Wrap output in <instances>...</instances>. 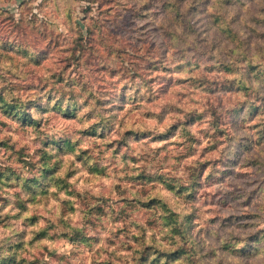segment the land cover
Here are the masks:
<instances>
[{"label":"clouds","instance_id":"obj_1","mask_svg":"<svg viewBox=\"0 0 264 264\" xmlns=\"http://www.w3.org/2000/svg\"><path fill=\"white\" fill-rule=\"evenodd\" d=\"M0 264H264V0H0Z\"/></svg>","mask_w":264,"mask_h":264},{"label":"rangeland","instance_id":"obj_2","mask_svg":"<svg viewBox=\"0 0 264 264\" xmlns=\"http://www.w3.org/2000/svg\"><path fill=\"white\" fill-rule=\"evenodd\" d=\"M128 17H125L124 20L121 21H113L112 25L115 31H123L125 28V24L128 22Z\"/></svg>","mask_w":264,"mask_h":264}]
</instances>
